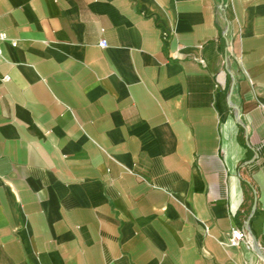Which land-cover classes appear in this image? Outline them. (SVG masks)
<instances>
[{
  "label": "crops",
  "instance_id": "crops-1",
  "mask_svg": "<svg viewBox=\"0 0 264 264\" xmlns=\"http://www.w3.org/2000/svg\"><path fill=\"white\" fill-rule=\"evenodd\" d=\"M0 32V264H264V0H0Z\"/></svg>",
  "mask_w": 264,
  "mask_h": 264
},
{
  "label": "built area",
  "instance_id": "built-area-1",
  "mask_svg": "<svg viewBox=\"0 0 264 264\" xmlns=\"http://www.w3.org/2000/svg\"><path fill=\"white\" fill-rule=\"evenodd\" d=\"M7 36L4 32H0V42L5 41ZM16 45V42H13ZM101 44L103 46L107 45V40H102ZM1 53V50H0ZM4 80H9L10 76H5ZM246 243L250 248L255 247V242L249 233L244 228L234 227L231 231L230 245L231 246H239L241 243Z\"/></svg>",
  "mask_w": 264,
  "mask_h": 264
}]
</instances>
